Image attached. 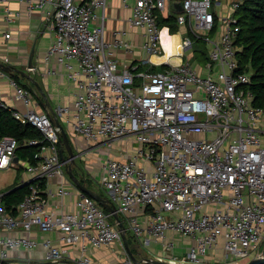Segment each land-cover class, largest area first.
I'll use <instances>...</instances> for the list:
<instances>
[{
	"label": "built area",
	"instance_id": "obj_1",
	"mask_svg": "<svg viewBox=\"0 0 264 264\" xmlns=\"http://www.w3.org/2000/svg\"><path fill=\"white\" fill-rule=\"evenodd\" d=\"M19 1L29 12L48 8L51 13L54 39L44 59L54 57L77 88L72 104L54 111L67 115L71 130L85 140L84 154L101 143L108 146L109 153L99 160L101 178L84 168V183L95 180L105 188L126 235L131 230L147 246L158 242L165 251L158 257L175 263L242 264L263 255L264 106L249 88L251 72L239 69L234 44V10L243 0H234L227 15L216 12L214 0H120L130 8L128 23L142 31L140 47L147 56L139 61L148 66L143 70L136 69L137 63H121L116 53L134 52L125 28H113V38H105L108 0ZM174 2H181L182 9L172 7ZM19 13L6 7L5 19ZM169 17L189 31L175 50H166L161 29V20ZM195 38L210 45L209 59L195 61L204 72L191 61ZM161 46L162 59L152 60L163 52ZM176 55L184 58L174 62ZM11 82L16 96L30 104V89ZM0 106L8 104L0 98ZM12 113L41 137L25 141L34 148L33 160L25 165L32 178L14 209L0 192V264H22L11 259L13 252L39 244L49 261H61L70 246H77L76 263L92 264L90 248L123 244L119 221L84 191L79 190L73 211L46 209L47 194L70 190L64 183L41 189L40 183L66 176L71 158L59 155L60 128L49 113L30 107ZM128 139L135 146L132 155L111 156L115 142H122L124 152ZM18 144L13 136L0 138V168L16 165ZM34 226L42 232L60 230L66 245L50 237L39 242L30 233ZM175 236L190 240L181 257L169 253ZM218 245L220 254L211 255ZM126 256L125 264H142Z\"/></svg>",
	"mask_w": 264,
	"mask_h": 264
},
{
	"label": "crops",
	"instance_id": "obj_2",
	"mask_svg": "<svg viewBox=\"0 0 264 264\" xmlns=\"http://www.w3.org/2000/svg\"><path fill=\"white\" fill-rule=\"evenodd\" d=\"M216 1V5H219L220 0ZM229 3L226 2L223 7H220V5L217 7L215 6L216 12L218 14L223 15L232 13L233 9L230 8ZM6 7H9L13 10H19V15L16 16L13 20L7 21L5 19ZM108 8L109 17L106 21L105 38L109 40L113 38V28H125V37L130 39L134 44V52L133 54H127L124 53L121 49L118 50V52L116 53L120 59V62L137 63V70L146 69L148 66L145 63H141L139 61L140 59L145 58L147 56L146 52L140 47V43L143 39L142 31L140 28L130 25L126 20L130 13V8L122 6L120 0H108ZM50 14L51 13L48 12V8L36 9L32 12H29L27 10L25 2L19 0H9L7 2L0 3V61L27 70L29 54L32 47L34 46V67L29 72L41 84L43 90L48 95L50 103L52 104L53 108H55L57 105L60 104H72L77 88L75 82L68 77L64 67L59 64L54 57H52L50 60L44 59V53L54 39L52 18ZM163 19L168 20V18ZM163 23H171V21H161V26H163L164 30H166V32L170 30V25ZM176 25L177 29L175 31H171V33H168L169 35H167L165 31H163L164 35H166V50H175L176 44L186 33H189L188 27L186 25L178 23H176ZM5 32H8L9 36H6ZM167 37H172L174 40H169ZM199 44L200 43L198 42H194V52L198 49H201ZM194 52L193 54H195ZM195 61L201 63L198 59H196ZM196 62L194 63L195 66L200 71L204 72L205 68H199ZM49 69H54L55 73L48 72ZM18 76L19 81L31 85L30 87L32 89H35L34 85L29 82L28 78L22 76L20 73H18ZM11 79L16 80L8 72L0 74V98L3 99L8 104V106L16 108L20 111H26L30 107L38 111L46 112V109L42 106L40 102V95L37 90H35L36 92L30 90L33 95V99L30 104L26 105L22 99L16 96L15 86L11 82ZM67 117L68 116L65 114L60 115L59 119L64 124L68 135L71 137L75 149H79L78 151L82 152V155H84L82 149H80V145L82 142H85V140L82 139L81 136L75 135V132L71 130L72 125L71 123L67 122ZM117 144H119V142H115V146ZM123 145V150L126 147L128 149L127 156L132 155L135 147L134 143L132 142V139L126 140L125 142H123ZM83 146H85V144H83ZM117 151L118 155L111 154V156L116 158L127 157L118 148ZM16 156L17 159L15 160V166L0 168V171L4 169H14L16 175L11 183L16 181L18 183L16 184L17 186L30 181L32 177L30 176V173L25 169V165L28 163V159L24 157H19L18 155ZM84 168L87 169L85 166H83V169ZM78 177L82 179V176L79 174ZM86 182V184L90 188L100 193L101 195L107 197L105 188L99 183H97L95 180H87ZM62 183L67 186V188L70 190V193L62 196H50L47 194V210L73 211L76 209L75 201L80 189L71 181V178L68 174H66V176L61 179L57 177H52L45 184L47 185L48 190H55L58 187V184ZM8 185H4L5 187L0 190V192H4L5 190H7L6 187ZM30 233L33 237L37 238L39 242L45 237H50L52 238L53 242H55V244L64 246L66 245L61 239L62 233L60 230L42 232L36 226H34ZM127 239L129 247L137 259L141 258L142 256L151 255L158 257L164 254L165 252L163 248L157 250L152 246H149L146 251H143V249L140 248L141 246L139 245V242L134 241L129 237ZM189 241L190 240L188 239L187 242L189 243ZM153 243L159 244L158 242ZM88 252L91 256L92 264H125V258L127 257L126 255H129L127 249L124 246V243L121 244L118 241L113 242L110 245H104L99 248H90ZM77 253V246H70L68 254L64 259L59 262H52L45 258V251L43 247L39 244L31 250L19 249L14 251L11 259L20 261L22 262V264H77ZM211 255L213 254L211 253Z\"/></svg>",
	"mask_w": 264,
	"mask_h": 264
},
{
	"label": "trees",
	"instance_id": "obj_3",
	"mask_svg": "<svg viewBox=\"0 0 264 264\" xmlns=\"http://www.w3.org/2000/svg\"><path fill=\"white\" fill-rule=\"evenodd\" d=\"M234 16L236 18L234 26L237 28L234 44L237 47L239 69L251 72L249 88L255 94V102L264 106V0H243L239 7L234 10ZM173 19L172 17H169L168 20L162 19L163 22L171 21V23H163L170 25V31H175L177 29L176 23H172ZM216 25L217 23L212 32L215 31ZM195 42L200 43L203 41L199 38H195ZM196 51L205 53L204 49H198ZM9 74L16 80L19 79L17 72H11ZM17 82L28 87L31 91H35L34 88L33 90L30 87L31 85L24 82L22 83L19 80ZM12 111L13 107L11 106H0V138L3 136L15 137L19 143L16 149V155L24 157L31 162L33 160L32 155L34 148L25 144V141L29 138L41 137V133L32 124L23 123L18 120L13 115ZM72 169L77 176L78 174L81 175L82 179L80 177L79 179L85 182L83 178V174H85L83 166L81 167L77 162L72 165ZM16 184L18 183L14 181L8 185L6 187L7 190L3 192V199L6 206L12 209H14V205L22 199L29 187L28 183H26L23 184V186L13 189ZM45 185V182H41L40 188L44 189Z\"/></svg>",
	"mask_w": 264,
	"mask_h": 264
},
{
	"label": "water",
	"instance_id": "obj_4",
	"mask_svg": "<svg viewBox=\"0 0 264 264\" xmlns=\"http://www.w3.org/2000/svg\"><path fill=\"white\" fill-rule=\"evenodd\" d=\"M172 7L181 10L182 4H181V2H174L172 4ZM34 49L35 48L33 46L31 51H30V54H29L27 70L19 68L17 66H13V65H11L9 63H5L3 61H0V69L5 71V72H8V73H11V72L20 73L22 76H25L26 78H28L29 82H31L34 85L35 90L38 91V93L40 95V102H41L42 106L46 109V112L49 113L50 118L53 121V123L58 125L60 128L61 145L59 147V155H60L61 159H65L67 156L71 158V164H68L67 169H66L67 174L71 178V181L81 191H84L85 193L94 197L103 207H105L109 212H111V214L113 215V217L115 219H117L119 221L118 225H119V229L121 230V237L123 239L124 246L127 249V252L129 253L130 257L134 261H142V263H145V264H190V263H185V262H176L175 263V262H171V261H168L165 259H161V258L153 256V255L142 256L141 258L137 259L135 257V255L132 253V251L129 247V244H128L126 229H125L124 224H123V222H122V220H121V218H120V216L116 210L115 205L112 204L107 197L101 195L100 193L96 192L95 190H93L92 188L87 186V184L82 182L79 179V177L74 173V171L72 169V164L77 163V157L78 156L81 157L82 152L77 151L75 149L73 141L71 140V137L68 135V132H67L64 124L60 121L58 114L54 111V108L48 99L47 93L43 90V88H42L41 84L38 82V80L35 79L29 72L34 67V64H33ZM65 153H67V154H65ZM14 159L16 160L17 156H15ZM26 183H28V182L17 185L13 189L20 187V186H23V184H26ZM262 263H264V254L260 255V256H253L249 260H247L246 262H244L242 264H262Z\"/></svg>",
	"mask_w": 264,
	"mask_h": 264
},
{
	"label": "rangeland",
	"instance_id": "obj_5",
	"mask_svg": "<svg viewBox=\"0 0 264 264\" xmlns=\"http://www.w3.org/2000/svg\"><path fill=\"white\" fill-rule=\"evenodd\" d=\"M234 0H220V7H223L225 5V3H229V6L230 8L232 9V2ZM217 1L214 0V3H213V8L216 6H219V5H216ZM108 13H109V8H108ZM221 15V14H220ZM219 20V18H218ZM172 23H175V20L173 19L172 20ZM162 28V32L165 31V33L167 35H169L168 33H171L170 30H168L166 32V30H164L163 26H161ZM164 34V33H163ZM166 36V35H165ZM170 40H174L172 37L169 38ZM200 48L201 49H204V52L205 53H200L199 51H195L194 55L192 56L191 58V61L194 62L196 59H198L201 63H204L206 62L208 59H209V48H210V45L206 42H200L199 44ZM162 47V53L161 54H154L152 55V59L153 60H160L162 59L163 55H164V52H165V47L164 46H161ZM184 56H179V55H176V56H172L171 59L174 61V62H178V60H181L183 59ZM83 144H85V142H82L81 143V148H84ZM122 146V142L117 144L116 146L114 145V147L111 149V154L112 155H118L117 154V148L119 149V147ZM127 147L124 149V155L127 156L128 153H127ZM109 153V149H108V146L104 143H101L99 145H97L94 149H91L89 151V154H84L82 155V157H77V162L80 164V166H86L87 169H91L93 171V176L95 179H100L101 178V171H100V158L104 157L105 155H107ZM97 155V156H95ZM121 155V154H120ZM95 156V157H94ZM99 157V158H98ZM86 169L87 172H89L88 170ZM16 175V172L14 169H4V170H1L0 171V190H2L6 185L10 184L13 180V178L15 177ZM5 185V186H4ZM128 237L131 238L132 240L134 241H137L139 242V245L141 246L140 248L143 249V251H146V249H148L149 246H152L154 247L155 249H162L163 247L159 244H154L151 242V244L149 246L147 245H144L140 242V239L138 236H136L131 230L128 232ZM188 238L186 237H179V236H175V246L169 251L171 254L173 255H178V257H181L183 255V253L185 252L187 246H188V242H187ZM264 245V237L263 239L261 240V246ZM150 247V248H152ZM157 247V248H156ZM221 249V246L218 245L214 250L213 252L210 250V252L212 254H220L219 250ZM212 262L214 263V261L212 260ZM244 263V262H243Z\"/></svg>",
	"mask_w": 264,
	"mask_h": 264
}]
</instances>
